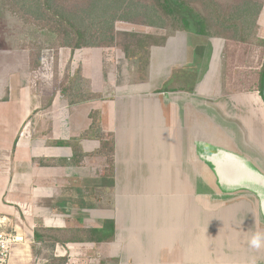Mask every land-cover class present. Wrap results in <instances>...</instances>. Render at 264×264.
I'll use <instances>...</instances> for the list:
<instances>
[{"label": "crops", "instance_id": "obj_1", "mask_svg": "<svg viewBox=\"0 0 264 264\" xmlns=\"http://www.w3.org/2000/svg\"><path fill=\"white\" fill-rule=\"evenodd\" d=\"M258 36L264 39V8ZM200 41L202 38L190 45L193 55L196 45L204 46L194 69L198 72L194 91L184 93L178 88L172 95L154 86L150 78L143 80L139 61L126 58L119 50L110 72L105 73L102 49H61L62 61L80 63L92 92L104 98L70 107L57 95L52 107L34 118L32 113L40 108L41 100L37 98L35 106L28 89L17 96L19 121H29L16 146L17 158L0 167L4 173L0 179L9 178L3 179L0 188V224L9 221L18 231L22 215L32 231L35 218L41 219L46 229H103L107 220L114 221L111 242L58 245L57 256L73 257L68 264L84 261L89 253L98 258V264L101 258L108 259L106 264H264V200L248 192L220 193L196 154L191 128L194 123L200 127L209 123L215 131L206 130L219 146L245 155L264 172V101L258 91H250L260 73L250 55L261 49L218 38ZM234 47L247 48L245 63L253 71L241 75L236 68L229 76L232 88L228 89L223 83L227 62L231 65L232 61L223 50ZM15 83L9 86L8 100L0 103V131L8 133L6 150L13 146L17 134L9 131L11 119L17 118L11 98ZM179 104L190 121L187 131L176 129L171 115ZM93 111L101 112L103 131L114 139L110 175L103 157L89 156L80 166L68 164L72 149L53 144L74 142L93 155L100 142L80 139L90 128ZM6 126L9 128L4 129ZM49 127L52 132L46 136ZM207 132L198 131L200 136ZM3 200L19 206L20 212ZM34 246L31 239L20 242L10 264H39ZM77 248H84L79 260L75 259Z\"/></svg>", "mask_w": 264, "mask_h": 264}, {"label": "trees", "instance_id": "obj_2", "mask_svg": "<svg viewBox=\"0 0 264 264\" xmlns=\"http://www.w3.org/2000/svg\"><path fill=\"white\" fill-rule=\"evenodd\" d=\"M6 1L9 10L25 24L34 26L51 37L56 42L55 48H67L71 51L85 48L102 49L105 73L110 66L108 57L113 54L110 52L118 50H122L126 58L137 59L140 63V72H143L142 64L147 62V56L140 55L143 52L145 55L153 46L165 45L167 37L157 39L155 35L170 28L193 32L191 39L194 44L198 38L213 37L264 50V39L258 36V20L264 8V0H233L228 5L219 0ZM118 23L146 27L149 32L145 35L123 34L116 27ZM199 47L202 57L204 50L202 45L195 46L194 56H197L198 53L195 52ZM42 51L38 48L36 53L31 54L30 64L34 71L42 66ZM263 77L264 61L257 85L250 88V91H258L261 98ZM193 78L191 77V80ZM54 88L55 93H52L46 106L51 105L55 94L64 98L70 107L104 98L102 94L92 92L83 78L81 65L74 72L68 68L61 82H57ZM89 118L90 128L80 136V139L89 138L100 142L99 150L93 155L84 153L74 142L59 141L54 144L72 149V162L68 164L80 166L89 156L103 157L108 165L106 174L110 175L113 173L114 139L104 133L100 111L91 112ZM114 231L115 224L112 220H107L103 229H46L38 225L34 229V242L41 247V254L45 258L43 264H68V256L56 255L55 249L58 245L108 243L113 241ZM49 250L50 253L45 255L44 252ZM106 262L102 260L101 264Z\"/></svg>", "mask_w": 264, "mask_h": 264}, {"label": "rangeland", "instance_id": "obj_3", "mask_svg": "<svg viewBox=\"0 0 264 264\" xmlns=\"http://www.w3.org/2000/svg\"><path fill=\"white\" fill-rule=\"evenodd\" d=\"M224 5L230 4L233 0H219ZM117 29L119 32L125 34V33H137L139 35H145L149 32V30L146 27H139L131 24H125V23H118ZM121 34V35H123ZM193 32H187L184 30H175L173 28H170L169 30L158 33L155 36L157 39H161L163 37H167V41L165 45L161 47H151L149 51L147 50V53L144 52L141 57L147 56V62H143L142 66L144 67L143 72H141V78L144 80H147V78H150L158 89L171 92V95L174 94L173 91H176L174 89L182 88L184 93L190 92V90H194V86L192 82L197 81V78L194 77L195 74L197 75L198 72L194 71V69H197L200 63V47L199 50H197L195 53H198L197 56L193 55L192 47L190 46L193 42L191 39ZM213 37H210L211 39ZM123 39V38H122ZM207 38H202V41L199 43H205L208 42ZM124 41V40H123ZM210 42V41H209ZM208 42V43H209ZM55 43L51 37H49L47 34L43 33L42 31L38 30L34 26H29L25 24L22 20H20L11 10H9V6L6 0H0V103L3 101L6 102L8 100V97H10V89L9 86L11 83L16 84V88L13 87V95L11 93V98L14 99L13 103L16 105L17 110V118H12V126L13 128H9V126H6L4 129H8L9 131H17V134H14V144L10 149H5V137L8 136V133H3L0 131V167L4 166L5 161H15L17 158L15 151L16 146L19 144V141L21 139V134L23 131H25V128L27 126V122L29 120L19 121V99L16 100L17 96H21L23 91L26 89L29 90V93L32 94L33 101H35V106H37V100H41V106L36 111L34 110L32 113V116H36L37 113L47 111L52 107V104L50 106H46L48 100L51 98L52 93H55L54 85L58 82H61L63 79V75L65 74L66 70L70 68L72 72L78 69V67L81 65L80 63L76 64L73 59L69 60L68 62L62 61L61 57V49L55 48ZM212 43V40L211 42ZM229 45V44H228ZM38 48L42 49V54L46 53L45 56L42 55V66L37 70H32L30 60H31V54L35 51H38ZM245 50L247 48H233V49H224L225 57L232 61V64H229V61L227 62L228 68L226 66L225 70V76L227 78L224 80V86H226L228 89L232 88L231 83L232 79L229 80V76L233 74V71L237 68L239 72L243 74H246L247 76L251 75L252 71L249 70V66L246 65V61H248V57L244 56ZM260 53H251V57L254 58V63L256 66V71L261 69L262 63L264 61V50H259ZM74 52V51H73ZM117 52V51H116ZM115 51H111L110 53H113L111 56H109V62L110 66L108 68V71L110 72V69L112 68V65L114 64V58L116 56ZM119 52H122V50H119ZM123 53V52H122ZM104 54V52H103ZM49 56V57H48ZM48 57V58H45ZM210 57V56H208ZM113 63V64H112ZM248 64V63H247ZM76 67H75V66ZM75 70H74V68ZM55 67H57L55 69ZM240 67V68H239ZM81 69L83 72V66L81 65ZM236 70L237 74L238 71ZM193 73H192V72ZM255 71V72H256ZM57 72V75H56ZM196 72V73H195ZM200 73V72H199ZM83 74V73H82ZM151 75V76H150ZM194 77V79L191 80V77ZM198 77V76H197ZM190 78V79H189ZM132 82V80H131ZM248 84V83H247ZM12 85V84H11ZM192 87V88H191ZM196 87V86H195ZM224 87V88H226ZM191 88V89H190ZM19 89V90H18ZM188 90V91H187ZM225 90V89H224ZM179 92V91H178ZM59 95L55 94L54 98ZM61 97V96H60ZM38 98V99H37ZM62 98V97H61ZM64 99V98H62ZM52 100V102H53ZM181 106H185V102L183 100H180ZM179 106L175 110V121L174 123L176 129H184V131H187V128L190 127V121L188 116H186V110L182 111ZM183 108V107H182ZM6 110L3 109V112ZM6 113V112H5ZM191 113V112H190ZM169 114V112H168ZM170 115V114H169ZM168 115V116H169ZM46 117V116H45ZM200 117V116H199ZM195 118V117H193ZM49 122V121H48ZM46 122V125L48 124ZM173 123L170 122V128L172 131L173 129ZM194 131V124L191 125ZM198 131H202L201 125L198 123ZM50 128V127H49ZM3 131H6L4 130ZM190 128L188 129V131ZM51 128L49 131H46V136H49L51 133ZM6 135V136H5ZM50 138V137H49ZM54 144V143H53ZM241 152H248L244 150H240ZM185 161H188V154L187 152L184 153V165L185 168L188 170V165ZM3 165V166H2ZM9 165V164H8ZM0 168V176H4V173L2 172L3 169ZM8 173H10V168H8ZM9 179L8 175L5 178L0 179V188H3L2 183L4 180ZM1 197V192H0ZM6 204L5 200H3ZM6 205L18 207L19 206L15 204H11L8 202ZM34 206V205H32ZM20 212V210H19ZM22 215V214H21ZM1 216V215H0ZM1 220V219H0ZM22 223L19 224L18 231H15L13 228L10 227L11 222L6 221L2 228H0V232H6V233H12L13 235L20 238L17 245L27 239H31L34 241V231L30 229L28 222L25 220L24 216L22 215ZM35 224V228L38 225H41L43 227L44 223L41 219L37 220L35 218L33 221ZM9 223V224H8ZM102 222L97 221L96 224L100 225ZM34 228V229H35ZM33 235V236H32ZM35 244V242H34ZM16 245V246H17ZM37 246H34L33 254L34 257L40 258L41 262L39 264H42V261L45 262V258L41 254V247L39 244H36ZM39 245V246H38ZM15 246V248H16ZM84 248H77L74 250L77 254V257L75 259L82 258V253ZM83 250V251H82ZM32 251V250H31ZM92 251V250H91ZM50 253L49 251L44 252V254L48 255ZM69 260H71L73 257H68ZM97 257L94 256L93 253H89V256H85L84 261H77L74 264H98L96 263ZM108 259H100L101 261ZM69 263V262H68Z\"/></svg>", "mask_w": 264, "mask_h": 264}, {"label": "water", "instance_id": "obj_4", "mask_svg": "<svg viewBox=\"0 0 264 264\" xmlns=\"http://www.w3.org/2000/svg\"><path fill=\"white\" fill-rule=\"evenodd\" d=\"M262 98L264 100V77ZM194 125V134H192L194 149L200 161L204 163L205 172L212 178L215 188L224 194L248 192L262 202L264 200V172L259 165L228 146H219L210 132L215 130L209 123L210 127L206 123L201 128L202 131L207 132L206 129L210 131L201 136L198 133L199 126L195 123Z\"/></svg>", "mask_w": 264, "mask_h": 264}, {"label": "built area", "instance_id": "obj_5", "mask_svg": "<svg viewBox=\"0 0 264 264\" xmlns=\"http://www.w3.org/2000/svg\"><path fill=\"white\" fill-rule=\"evenodd\" d=\"M20 238L12 233L0 232V264H10L15 246Z\"/></svg>", "mask_w": 264, "mask_h": 264}]
</instances>
